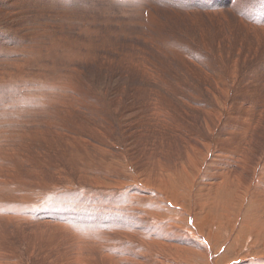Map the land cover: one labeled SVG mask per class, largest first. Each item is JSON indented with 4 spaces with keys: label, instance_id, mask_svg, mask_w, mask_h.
<instances>
[{
    "label": "rangeland",
    "instance_id": "374dc122",
    "mask_svg": "<svg viewBox=\"0 0 264 264\" xmlns=\"http://www.w3.org/2000/svg\"><path fill=\"white\" fill-rule=\"evenodd\" d=\"M242 1L0 0V264H264V0Z\"/></svg>",
    "mask_w": 264,
    "mask_h": 264
},
{
    "label": "bare ground",
    "instance_id": "6f19581e",
    "mask_svg": "<svg viewBox=\"0 0 264 264\" xmlns=\"http://www.w3.org/2000/svg\"><path fill=\"white\" fill-rule=\"evenodd\" d=\"M245 3H246V1L245 0H243ZM242 1V2H243ZM250 3V2H249ZM255 3V2H254ZM239 5V4H238ZM237 5V6H238ZM243 4H241V6H242ZM255 5V4H254ZM240 6V5H239ZM240 6V7H241ZM244 7H246V5H244ZM248 7H249V5H248ZM218 8V7H217ZM242 8V7H241ZM238 10V9H237ZM241 10H243V9H241ZM244 11V10H243ZM250 11V10H249ZM248 11V12H249ZM254 11V10H253ZM236 13V12H235ZM238 13V12H237ZM236 13V14H237ZM245 13V12H244ZM250 13V12H249ZM249 13H248V15H249ZM152 14V13H151ZM225 15V14H224ZM254 14L252 13V16H253ZM259 15V14H258ZM151 17H152V15H150ZM250 16V15H249ZM251 16V17H252ZM256 16V15H255ZM254 16V17H255ZM175 17V16H174ZM235 17V16H234ZM237 17V16H236ZM243 17V16H242ZM245 18V17H244ZM250 18V17H249ZM256 18H257V16H256ZM259 18V17H258ZM257 18V19H258ZM260 18H261V16H260ZM264 18V17H263ZM198 19V18H197ZM246 19V18H245ZM244 19V20H245ZM252 19V18H251ZM238 20V19H237ZM68 21V20H67ZM250 21V19L248 20V22ZM156 22V21H155ZM229 22H231V21H229ZM237 22V21H236ZM246 22H247V20H245V24H246ZM250 22H253V21H250ZM249 22V23H250ZM258 22V21H257ZM256 22V23H257ZM68 23V22H67ZM71 23V22H70ZM241 23V22H240ZM256 23H253V24H255L256 25ZM260 23H262L261 21H260ZM259 23V24H260ZM72 24V23H71ZM258 24V25H259ZM159 26V25H158ZM240 26H241V24H240ZM245 26V25H244ZM247 26V25H246ZM252 26V25H251ZM254 26V25H253ZM263 26H264V24H263ZM145 27V26H144ZM256 27H257V25H256ZM245 29H246V27H244ZM261 28V27H260ZM145 29V28H144ZM251 29V28H250ZM254 30H255V28H253ZM247 30H248V28H247ZM146 31V30H145ZM250 31V30H249ZM252 31V30H251ZM257 31V30H256ZM83 32V31H82ZM244 32V31H243ZM264 32V31H263ZM248 33V32H247ZM256 33V32H255ZM254 33V34H255ZM262 33V32H261ZM87 34V33H86ZM156 36H154V38H155ZM247 37V36H246ZM149 39H147V41H148ZM156 40V39H155ZM249 41V40H248ZM102 44V43H101ZM203 45V44H202ZM235 46V45H234ZM181 47V46H180ZM245 47V46H244ZM249 47V46H248ZM208 111H210V110H208ZM212 117V116H211ZM205 119V118H204ZM208 121V120H207ZM206 121V122H207ZM207 124V123H206ZM209 124H207V126H208ZM210 126V125H209ZM196 148H198L197 146H196ZM194 150V149H193ZM196 150V149H195ZM247 154V153H246ZM227 155V154H226ZM241 156V155H240ZM222 159V158H221ZM225 163V162H224ZM238 163V162H237ZM236 163V164H237ZM220 165V164H219ZM226 165V164H225ZM223 166V165H222ZM249 166V165H248ZM247 165H244V166H241V170H247V167H248ZM219 167V166H218ZM249 168V167H248ZM226 170V169H225ZM224 170V171H225ZM221 171H223V170H221ZM220 173V172H219ZM237 173H239V172H237ZM236 173V174H237ZM226 174V173H225ZM212 177V176H211ZM210 177V178H211ZM224 179V178H223ZM237 179V178H236ZM236 182V181H235ZM220 183V182H219ZM223 183V182H222ZM227 183V182H226ZM237 184V183H236ZM256 183L254 182V185H255ZM262 184V183H261ZM257 185V184H256ZM230 186V185H229ZM232 186V185H231ZM238 186V185H237ZM260 186V185H259ZM234 188V187H233ZM253 188H255V187H253ZM238 189H240L239 188V186H238ZM242 189V188H241ZM262 189V190H261ZM261 189H260V193L262 194L263 192H264V186L263 187H261ZM257 190H258V188H257ZM236 191H238V190H236ZM253 193V192H252ZM260 194V195H261ZM221 195H222V193H221ZM207 196V195H206ZM226 196V195H225ZM232 197V196H231ZM256 197V196H255ZM219 198V197H218ZM239 199V198H238ZM225 200V199H224ZM227 201V200H226ZM263 201V200H262ZM221 202V201H220ZM219 202V203H220ZM259 202V201H258ZM224 204H225V202H223ZM227 204H229V203H227ZM263 203H261L260 204V206L262 205ZM237 205V204H236ZM264 205V204H263ZM234 206V205H233ZM254 207V206H253ZM229 208L231 209L232 208V205H229ZM252 208V207H251ZM257 208V207H256ZM263 208V210H264V206L262 207ZM262 210V209H261ZM259 211V210H258ZM256 212H257V209H256ZM249 213V212H248ZM248 213H246V216L247 217H245L246 218V220L245 221H243L244 223H246V225H249L250 223L248 222V221H250V222H253V223H256V224H258V221L259 220H256L254 217L252 218V212L250 211V213L248 214ZM254 214H256V213H254ZM259 214H260V212H259ZM263 214H264V211H263ZM263 214L261 215V217L263 218V221H264V216H263ZM29 216V215H28ZM256 216V215H255ZM261 221V220H260ZM249 223V224H248ZM260 223V222H259ZM250 226V225H249ZM252 226V225H251ZM134 227V226H133ZM263 228V227H262ZM133 229V228H132ZM143 229V228H142ZM260 229V228H259ZM145 231V230H144ZM254 232H256L255 230H253ZM258 231H261V230H258ZM257 231V232H258ZM153 234V233H152ZM133 236V235H132ZM152 238H154V240H156L157 239V241H154V243H157L158 242V239L161 241V236H159V237H153L152 236ZM162 239H163V237H162ZM166 239V238H165ZM168 239V238H167ZM132 240V239H131ZM144 243V242H143ZM158 244V243H157ZM190 244V243H189ZM146 245V246H145ZM145 247H144V249H143V252L145 253V254H148L149 256L151 255L152 256V258H156L155 257V254L156 253H154V252H152V249H150V247H151V242H149V244H147V243H145ZM163 245V244H162ZM142 246V245H141ZM140 245H139V248L141 247ZM150 246V247H149ZM140 250H141V248H140ZM159 250V249H158ZM123 254V253H122ZM125 255H126V260H127V262H130V264H138L137 262V259L139 258V257H137V255H136V252L135 251H131V252H128V253H124ZM139 254V253H138ZM143 254V253H142ZM157 255V254H156ZM148 256V257H149ZM160 257V256H159ZM123 258V257H122ZM161 258V257H160ZM145 259V258H144ZM158 259V258H157ZM213 259V258H212ZM247 260V259H246ZM142 261V260H141ZM161 261H164V259L163 260H161ZM148 262V261H147ZM146 262V263H147ZM157 262V261H156ZM159 262V261H158ZM149 263V262H148ZM155 263V262H154ZM164 263H167V262H164ZM164 263H162V264H164ZM140 264V263H139ZM143 264H144V262H143ZM244 264H261L260 263V261L259 260H256V259H251V260H248V261H246V263H244Z\"/></svg>",
    "mask_w": 264,
    "mask_h": 264
}]
</instances>
